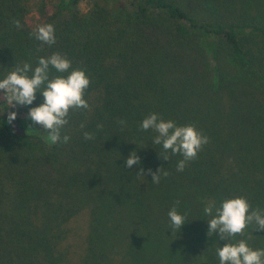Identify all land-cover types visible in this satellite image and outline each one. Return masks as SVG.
Wrapping results in <instances>:
<instances>
[{"label": "trees", "instance_id": "1", "mask_svg": "<svg viewBox=\"0 0 264 264\" xmlns=\"http://www.w3.org/2000/svg\"><path fill=\"white\" fill-rule=\"evenodd\" d=\"M111 1L0 0V79L59 53L71 68L50 66V79L81 69L90 80L89 108L69 111L56 144L27 116L39 92L10 107L0 91V264H220L228 242L264 249L251 224L208 236L204 213L237 197L264 211V0ZM44 24L50 46L35 38ZM152 113L208 138L183 171L181 154L162 159L157 133L141 130ZM133 151L140 164L127 167Z\"/></svg>", "mask_w": 264, "mask_h": 264}, {"label": "clouds", "instance_id": "2", "mask_svg": "<svg viewBox=\"0 0 264 264\" xmlns=\"http://www.w3.org/2000/svg\"><path fill=\"white\" fill-rule=\"evenodd\" d=\"M17 29L21 27L18 20H13ZM35 38L43 44L55 43V29L52 24H44L35 30ZM50 66L58 73L68 72L71 61L59 53L38 59V66L34 69L28 63L16 66L7 76L0 79V91H3V99L8 106L15 107L17 104L31 105L39 92L43 102L30 108L27 116L34 124L43 127L48 133V141L56 144L61 141V129L68 123V115L71 109H88L89 104L84 99V92L90 84L89 78L81 69L72 70L66 77L56 76L49 78ZM31 72V76H29ZM16 119V112H9L7 122L12 123ZM121 123H124L121 121ZM84 125H81L83 128ZM140 128L143 131L153 130L157 135L153 137V143L162 145L163 153L159 156L168 160L167 153L181 154L183 159L177 164V171H183L187 161L196 158L202 145L208 142V138L202 135L192 125L177 126L172 120L160 119L156 113L148 115L141 121ZM85 140L93 139L89 132L83 133ZM69 137L65 135L63 142L67 143ZM127 167L140 164V157L133 151L125 160ZM162 168L155 172L147 170L152 176L153 183H159ZM141 169L138 176L144 175ZM167 176V172H163ZM249 203L244 197H237L223 201L220 207L215 208L209 204L204 208V213L211 216L208 222L207 235L219 234L221 240L229 241L230 238L242 235L248 225H254V230L264 231V211L253 210L249 213ZM171 231L178 232L185 224V218L178 214L175 207L168 212ZM220 264H264V249H252L245 240L238 243H226L217 249Z\"/></svg>", "mask_w": 264, "mask_h": 264}, {"label": "rangeland", "instance_id": "3", "mask_svg": "<svg viewBox=\"0 0 264 264\" xmlns=\"http://www.w3.org/2000/svg\"><path fill=\"white\" fill-rule=\"evenodd\" d=\"M96 1L99 2L100 0H80L79 7L82 11H86ZM105 2L107 4L108 3L110 4L112 1L111 0H105ZM32 15H33V17H37V14L35 11H31V13L29 14V17L32 18Z\"/></svg>", "mask_w": 264, "mask_h": 264}]
</instances>
